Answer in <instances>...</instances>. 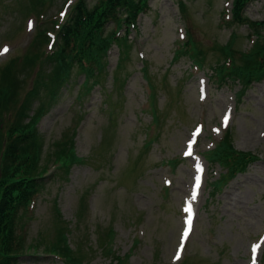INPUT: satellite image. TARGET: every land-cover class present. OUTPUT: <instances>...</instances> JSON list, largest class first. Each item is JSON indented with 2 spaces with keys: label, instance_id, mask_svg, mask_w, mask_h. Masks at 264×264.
<instances>
[{
  "label": "rangeland",
  "instance_id": "rangeland-1",
  "mask_svg": "<svg viewBox=\"0 0 264 264\" xmlns=\"http://www.w3.org/2000/svg\"><path fill=\"white\" fill-rule=\"evenodd\" d=\"M29 1L0 0V49L7 46L0 69L18 61L17 93L39 69L47 78L50 65L42 60L50 44L32 48L31 55L41 51L39 65L20 64L28 61L23 56L38 25L53 32L72 0H44L42 6ZM146 1L135 27L118 31L131 47L122 90L120 82L112 88L119 56L112 44L105 90L92 85L79 98V74L68 89H54V101L35 102L32 121L43 154L66 135L85 161L65 172L50 156L43 187L18 221L24 245H34L18 264H65L44 250L61 246L56 230L64 226L80 264H264V74L245 86L239 74L227 71L249 64L244 54L258 46L263 51L254 53L253 63L264 68V29L250 22L264 19V0L247 3L242 21L233 18V0ZM229 57L230 66L221 67ZM219 68H225L223 83ZM10 105L13 119L17 105ZM7 117L0 116V130ZM228 130L234 148L256 158L215 188L225 169L208 162L206 151ZM2 140L0 135V150ZM5 166L0 154V174Z\"/></svg>",
  "mask_w": 264,
  "mask_h": 264
},
{
  "label": "trees",
  "instance_id": "trees-1",
  "mask_svg": "<svg viewBox=\"0 0 264 264\" xmlns=\"http://www.w3.org/2000/svg\"><path fill=\"white\" fill-rule=\"evenodd\" d=\"M249 1L233 0L232 15L235 20L244 19V7ZM29 2V6H42L44 0H30ZM147 4L146 0H73L63 20L54 21L56 29H53L54 38L51 47L44 51L45 58L41 59L42 65H50L47 78H41V69H39L29 87L26 88L24 85L22 92L17 93L13 80V69L16 68L18 61L12 58L0 69V116L8 115L0 130L3 138L0 154L6 162V168L0 174V264H18L20 256L29 252L32 249L30 247H34V245H24L26 234L18 221L25 210L29 211L37 192L43 187L42 174L47 170V161L50 160V156H53L52 160L55 162H61L60 166L65 172L72 164L85 161L84 158L74 153L71 146L72 137L68 138L66 135H62L55 142V150L43 154L41 142L35 137V119L32 121L33 112L36 110L35 102L38 101L36 106H39L41 103L44 105L45 102L49 104L54 101L53 98L56 96L54 89L60 85L68 89L71 82H76L72 76L79 74H83V79L78 86L79 98L92 85H99L100 89L105 90L103 79L108 74L107 57L112 44H117L119 49L118 60L112 69V88H115V83L120 82L118 86L122 90L128 76V73L124 72V67L130 57L131 47L126 35L121 36L118 31L122 28L128 31L134 28L138 15L147 8ZM250 22L256 26L255 28L264 29V19ZM40 25H38L36 36L31 40L30 49L24 53L23 57L28 61L20 64L22 68L35 64L39 59L38 55L41 51L37 49V54L31 55L32 48L43 47L49 40L48 29ZM261 36L264 41V33ZM227 48L229 47H224L223 50ZM262 51L263 46L254 47L251 52L244 54V58L249 61L250 65L236 66L233 64L231 68H228V73L234 77L239 74L247 86L251 76L257 77L264 74L261 64L253 63L254 53ZM193 62L194 64L200 63L197 59H193ZM230 63L231 58L226 66L222 62L221 67L227 68ZM36 65L39 64L36 63ZM225 68H219L216 71L221 75ZM145 70L144 66V72ZM216 77L222 83L226 79V75H216ZM149 89L151 91L150 86ZM42 94L48 95L46 99L41 98ZM107 95H109L108 92ZM153 99L154 95H151V107L154 106ZM105 103V109L110 110V102L107 103L106 100ZM10 104L17 105L14 108L13 119L7 113L10 112V106L14 107ZM153 117L156 122L155 113ZM149 143L150 140L146 141L145 146L147 147ZM66 144L69 145L68 152L64 147ZM255 158L250 152L235 149L231 142V134L227 132L213 149L207 151V159L218 162L225 169L224 174H221L214 182L215 188H219L220 184L225 183L237 172L244 171ZM78 217L81 218L79 212ZM70 230L72 231L71 228ZM67 231L66 226L56 230L58 242H61L59 248L47 245L44 250L63 259L65 264H80L81 257L78 251L71 250L67 243Z\"/></svg>",
  "mask_w": 264,
  "mask_h": 264
},
{
  "label": "snow or ice",
  "instance_id": "snow-or-ice-1",
  "mask_svg": "<svg viewBox=\"0 0 264 264\" xmlns=\"http://www.w3.org/2000/svg\"><path fill=\"white\" fill-rule=\"evenodd\" d=\"M7 50V46H5L4 49H0V51H6ZM191 143V142H190ZM187 234V230H185V235Z\"/></svg>",
  "mask_w": 264,
  "mask_h": 264
},
{
  "label": "bare ground",
  "instance_id": "bare-ground-1",
  "mask_svg": "<svg viewBox=\"0 0 264 264\" xmlns=\"http://www.w3.org/2000/svg\"><path fill=\"white\" fill-rule=\"evenodd\" d=\"M260 246H257L256 248H259Z\"/></svg>",
  "mask_w": 264,
  "mask_h": 264
}]
</instances>
